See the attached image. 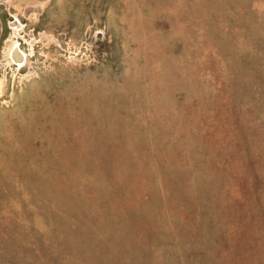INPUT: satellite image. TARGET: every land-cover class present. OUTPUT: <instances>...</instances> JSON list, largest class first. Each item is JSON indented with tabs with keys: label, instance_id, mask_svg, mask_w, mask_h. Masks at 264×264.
Returning a JSON list of instances; mask_svg holds the SVG:
<instances>
[{
	"label": "rangeland",
	"instance_id": "374dc122",
	"mask_svg": "<svg viewBox=\"0 0 264 264\" xmlns=\"http://www.w3.org/2000/svg\"><path fill=\"white\" fill-rule=\"evenodd\" d=\"M0 264H264V0H0Z\"/></svg>",
	"mask_w": 264,
	"mask_h": 264
},
{
	"label": "bare ground",
	"instance_id": "6f19581e",
	"mask_svg": "<svg viewBox=\"0 0 264 264\" xmlns=\"http://www.w3.org/2000/svg\"><path fill=\"white\" fill-rule=\"evenodd\" d=\"M14 52L12 53L13 59H15L18 62H21L25 60L26 57H28L27 53L23 52L20 47H17Z\"/></svg>",
	"mask_w": 264,
	"mask_h": 264
}]
</instances>
